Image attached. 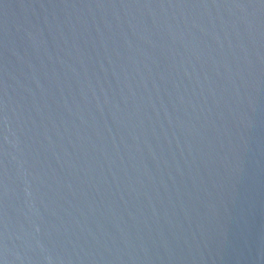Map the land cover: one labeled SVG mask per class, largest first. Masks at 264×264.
<instances>
[{"label": "water", "instance_id": "obj_1", "mask_svg": "<svg viewBox=\"0 0 264 264\" xmlns=\"http://www.w3.org/2000/svg\"><path fill=\"white\" fill-rule=\"evenodd\" d=\"M0 264H264V0H0Z\"/></svg>", "mask_w": 264, "mask_h": 264}]
</instances>
